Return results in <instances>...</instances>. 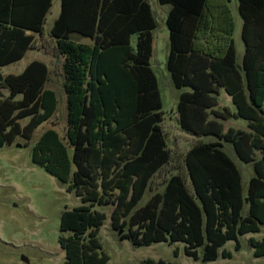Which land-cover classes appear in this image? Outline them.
Wrapping results in <instances>:
<instances>
[{"label": "trees", "instance_id": "1", "mask_svg": "<svg viewBox=\"0 0 264 264\" xmlns=\"http://www.w3.org/2000/svg\"><path fill=\"white\" fill-rule=\"evenodd\" d=\"M159 2L171 5L167 67L176 88L191 89L180 94L178 122L186 132L215 140L188 149L183 172L170 175L161 191L136 208L171 156L158 78L150 64L157 27L152 7L149 0H61L50 37L63 57L67 141L57 130H45L33 146L32 161L61 182H71L68 190L82 201L61 213L59 229L69 233L59 236L64 264H108L99 239L107 214L96 206L113 205V228L127 227L121 239L129 238L136 246L183 242L188 256L198 259L201 253L203 261L231 258L226 243L234 241L238 251L239 237L258 233L264 225V57H254L247 34L253 16L264 15V0H238L247 46L241 69L230 0L222 6V22L212 26L205 22L209 0ZM51 5L52 0H0V67L24 56L34 40L27 31H44ZM190 19L197 20L200 29L206 26L210 38L223 40L222 55L193 48ZM73 33L92 43L73 39ZM261 49L264 54V41ZM48 79L47 64L33 60L22 72L0 81V88L8 89V95H0V146L12 144L17 136L31 139L54 115L58 97L46 87ZM221 88L236 105L233 116L247 119L249 130H224L223 123L209 118L226 116L208 111L218 103ZM24 118L29 120L22 125ZM225 142L242 162L253 165L246 193ZM179 173L188 175L190 184ZM248 241L255 256H264V236ZM141 264L179 263L145 259Z\"/></svg>", "mask_w": 264, "mask_h": 264}, {"label": "rangeland", "instance_id": "2", "mask_svg": "<svg viewBox=\"0 0 264 264\" xmlns=\"http://www.w3.org/2000/svg\"><path fill=\"white\" fill-rule=\"evenodd\" d=\"M149 2L157 22V27L153 30L152 67L158 77L161 91L164 111L162 127L167 136L171 156L167 167L157 173L136 208L145 205L154 192L161 191L170 175L183 172V157L188 149L199 142L215 140L211 136H195L186 132L178 122L176 105L179 90L175 88L167 67L169 29L166 17L169 6L161 5L159 0H149ZM50 26L51 16L42 32V36L48 40L51 39ZM54 40L50 41L48 56H44L50 68L46 87L55 90L58 97L54 115L34 130L31 139L17 136L12 144L0 146V264H64L65 251L60 246L59 236L69 233L61 232L59 229L61 213L82 204L74 190H68L71 182H61L32 161L33 146L45 130L55 129L62 139L67 141L65 133L68 109L62 73L63 57L55 50ZM31 54L32 51L20 62L5 66L0 72L19 73ZM3 91L8 92L7 89L0 88V95ZM174 95L177 97L176 100L173 99ZM28 120L29 118L21 119L20 123L24 125ZM239 120L226 121V129L229 126L235 128L244 126L242 124L244 120ZM224 150L240 169L244 193H246L249 179L254 174L253 165L242 162L231 143L225 142ZM179 174L183 176L186 185L190 184L188 175ZM96 208L107 214L99 231V239L102 250L109 255L108 264H141L145 259L156 261L163 259L179 264H264V256H255L248 241L251 235L261 239L264 235V225L258 233L241 235L239 237L241 249L238 251L234 248V241L230 240L226 243L225 247L232 251L233 257L220 256L214 261H203L201 253L198 259L188 256L184 251L183 242L171 245L167 242H156L151 245L136 246L129 238L121 239L120 235L127 231V227L122 228L121 231L113 228L110 218L113 205L96 206ZM175 249L177 254L174 253Z\"/></svg>", "mask_w": 264, "mask_h": 264}, {"label": "crops", "instance_id": "3", "mask_svg": "<svg viewBox=\"0 0 264 264\" xmlns=\"http://www.w3.org/2000/svg\"><path fill=\"white\" fill-rule=\"evenodd\" d=\"M224 3H225V0H209L208 10H209L210 14H209L208 19L205 20V22L208 26L209 25L212 26L215 22L216 23H220V21L222 22L223 17H222L221 11H222V6L224 5ZM161 5H168L169 6L168 12L171 9L170 4H161ZM228 6H229L230 11L232 13V16L234 18V24H235L232 37L234 39V45H235V49H236V63L238 65V67L241 69L242 68V62H243V59H244V56L246 53V49H247L246 42L244 41L243 35H242L244 19H243V16L239 10L238 0H230V2L228 3ZM61 9H62L61 0H52V5H51L49 11L47 12V14L45 16L44 28H45V25L47 24L50 16H51L50 28H52V26L54 25V22L56 21V19L59 17V15L61 13ZM188 22L190 23L191 29H193V31H194V37L192 38V41H191V42L194 41L193 48L201 49L202 51L210 52L213 54H217V53L221 54V55L223 54L225 44H224L222 39L217 40L215 38H210L209 35L211 32H209V30L207 29L206 26H204V28L201 26L202 27L201 29L198 28L197 27V25H198L197 20L193 21V19H190V21H188ZM204 24L205 23H203V25ZM208 32H209V34H208ZM27 33L33 34V36H34L33 42L31 43L30 47L27 49L26 53L24 54V56L20 60H17L15 62L10 63V64L20 62L21 60H23L27 56V54L30 51H32L30 58L28 59L26 64L23 66V68L20 72H22L24 70V68L31 61L41 60L47 64L48 70H49V76H50L49 63L44 58V56H48V48L50 46L51 39L48 40V39L44 38L42 36V32H33V31L28 30ZM247 34H248V37L250 39V44H251L249 49L254 50V52H255L254 57L255 58L257 56H260V58L262 59L264 57L263 56L264 54H261V51H262L261 46H262V42L264 41V15L255 14L253 16V18L250 20V23L247 27ZM72 38L77 40V41H80V42L92 43L91 38L82 36L78 33H73ZM135 39H136V36L134 35L133 36V42H135ZM170 48H171V44H170V36H169V53H170ZM258 50H260V53L258 52ZM153 52H154V35H153ZM152 56H153V53H152ZM10 64H7L5 66H8ZM150 64L152 66V57L150 59ZM5 66H1L0 71ZM7 74H11V73L2 74L3 78ZM13 74H18V73H13ZM171 78H172V76H171ZM172 82H173V79H172ZM1 89L5 90L6 88H1ZM177 89L179 90V93L177 95L178 101H179V97H180L181 92H183L185 90H188V91L191 90L190 88H183V89L177 88ZM7 91H8V89H7ZM160 93H161V91H160ZM6 95H8V92L6 93V91H3L2 96H6ZM177 97L174 95L173 99L176 100ZM175 100H174V102H175ZM217 100H218V103L215 106H213L212 108H208V111H210L211 109H214L220 113H224L226 115L225 116L226 118L225 117L224 118L223 117H221V118L217 117L216 118L214 114H210L209 118L217 119L218 121L223 123L224 130H227L226 129V121L231 120V119L236 120V121H240L239 119H242V120H244V123H242V122L241 123L244 124V126H242L241 128H235L233 126H229L228 128L232 127L235 129L249 130L247 119H245L243 117H234L233 116V112L236 111V105L234 104V102L232 100V96L224 88L220 89V91L217 95ZM178 101H177V103H178ZM206 136H211L214 138V136H212V135H206ZM251 236L254 237L253 235H251ZM154 261H156V260H154Z\"/></svg>", "mask_w": 264, "mask_h": 264}, {"label": "water", "instance_id": "4", "mask_svg": "<svg viewBox=\"0 0 264 264\" xmlns=\"http://www.w3.org/2000/svg\"><path fill=\"white\" fill-rule=\"evenodd\" d=\"M2 80H3V76H2V74L0 73V81H2ZM23 259L26 260V258H24V257H23Z\"/></svg>", "mask_w": 264, "mask_h": 264}]
</instances>
